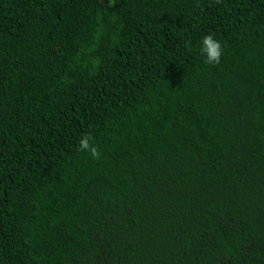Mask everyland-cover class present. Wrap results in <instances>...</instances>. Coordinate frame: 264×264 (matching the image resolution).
<instances>
[{"label": "trees", "instance_id": "obj_1", "mask_svg": "<svg viewBox=\"0 0 264 264\" xmlns=\"http://www.w3.org/2000/svg\"><path fill=\"white\" fill-rule=\"evenodd\" d=\"M0 264H264V0H0Z\"/></svg>", "mask_w": 264, "mask_h": 264}, {"label": "clouds", "instance_id": "obj_2", "mask_svg": "<svg viewBox=\"0 0 264 264\" xmlns=\"http://www.w3.org/2000/svg\"><path fill=\"white\" fill-rule=\"evenodd\" d=\"M199 54L204 61L210 65H216L221 62L223 54V45L221 41L216 39L212 34L202 36L199 43ZM92 137L90 134L81 136L78 142L77 151L88 153L93 159H98L101 155L100 151L91 143Z\"/></svg>", "mask_w": 264, "mask_h": 264}]
</instances>
